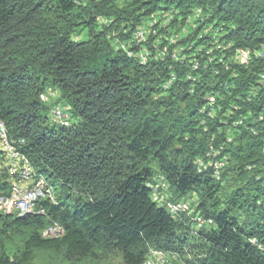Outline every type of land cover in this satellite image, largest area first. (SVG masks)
<instances>
[{
	"label": "trees",
	"instance_id": "1",
	"mask_svg": "<svg viewBox=\"0 0 264 264\" xmlns=\"http://www.w3.org/2000/svg\"><path fill=\"white\" fill-rule=\"evenodd\" d=\"M172 8V27L197 10L204 20L179 42L183 62L176 46L145 64L113 46L111 32L129 39ZM262 46L264 0H0V118L58 201L45 216L0 213V264H32L38 250L70 264L115 252L121 264H143L150 247L192 264H264V59L235 60L237 49ZM48 90L52 104L40 98ZM210 95L221 106L213 119L201 113ZM53 104L67 107L70 125L52 120ZM241 115L243 125L224 122ZM223 142L222 179L198 173L195 160ZM156 178L174 202L195 195L213 224L193 234L189 218L154 202ZM10 187L0 169V195ZM52 222L65 234L42 238Z\"/></svg>",
	"mask_w": 264,
	"mask_h": 264
},
{
	"label": "built area",
	"instance_id": "2",
	"mask_svg": "<svg viewBox=\"0 0 264 264\" xmlns=\"http://www.w3.org/2000/svg\"><path fill=\"white\" fill-rule=\"evenodd\" d=\"M177 15V11L172 9L158 10L153 13L147 21L138 25L132 32L129 39L122 40L116 32L110 33L113 46L117 50H122L129 57H135L141 63L145 64L149 60H162L170 55V46H176L171 54L176 61H184V57H179L183 46L179 44L183 37H186L191 29L196 27L194 20L202 18V11L197 10L194 16L186 20L187 24H176L172 27V21ZM180 19V17H178ZM100 23H109V20L104 17L98 18ZM171 27V28H170ZM165 30L168 33H165ZM209 27L205 30L208 32ZM152 38L150 40L149 38ZM136 47V48H135ZM231 44H218L216 49L230 48ZM264 59V46L261 49H237L235 60L238 64L249 66L252 58ZM194 70L199 67V62H193ZM225 69L228 65L224 63ZM189 79L196 80L192 74H189ZM175 80L172 76L166 87L169 88ZM259 83L264 87V71L259 74ZM55 91L48 90L41 94L40 98L43 102L52 104L51 100L55 98ZM52 120L59 124L70 125L69 114L66 112L67 107L62 104H53ZM239 106H234L231 112L239 110ZM221 106L217 102L214 95L206 98V103L201 107V113L207 114L212 119L215 118ZM232 119V117H230ZM243 115L238 120L226 124L232 127L243 125ZM262 117H260V120ZM253 131L254 129L251 128ZM231 137L227 138V142H232ZM227 142H223L219 148L210 146V151L206 157H199L194 164L198 173H204L210 170L216 180L222 179V174L229 164L230 157L228 155L219 157ZM24 141H15L10 139L5 122L0 118V169H4L9 174L10 190L7 193L0 195V212L3 214H12L19 217L41 216L47 213V206L57 204L55 186L51 183L52 180L46 178L43 174L37 173L30 158L23 152L22 145ZM250 169V167H249ZM158 179V178H156ZM153 190V200L159 206L166 208L173 216L185 215L191 218L196 229L209 227L213 224L211 218H206L201 213L195 211L192 205V200L184 199L178 202L171 200L167 184L163 178H159L155 184H150ZM159 187H162L160 190ZM62 232V227L58 223H54L44 233L45 236H56ZM167 256L160 250H152L146 264H166Z\"/></svg>",
	"mask_w": 264,
	"mask_h": 264
},
{
	"label": "rangeland",
	"instance_id": "3",
	"mask_svg": "<svg viewBox=\"0 0 264 264\" xmlns=\"http://www.w3.org/2000/svg\"><path fill=\"white\" fill-rule=\"evenodd\" d=\"M162 7H164L162 5ZM86 33L81 34V37H85ZM80 37V38H81ZM193 198H190L192 200V205L194 204L196 197L195 195ZM189 199V200H190ZM11 253L13 252V249L9 250ZM189 259V256H183L182 261H186ZM121 255H119V253L115 252V253H111L108 256H105L104 258H89L85 261H83L80 264H121ZM32 264H70V262L68 261H61L58 260L56 261L55 258H49L48 254L45 253L44 250H38L37 251V257L34 260V262ZM177 264H181V262H178Z\"/></svg>",
	"mask_w": 264,
	"mask_h": 264
},
{
	"label": "clouds",
	"instance_id": "4",
	"mask_svg": "<svg viewBox=\"0 0 264 264\" xmlns=\"http://www.w3.org/2000/svg\"><path fill=\"white\" fill-rule=\"evenodd\" d=\"M58 203V202H57ZM52 205V204H51ZM1 213V212H0ZM3 214V213H2ZM41 216H45V215H41ZM173 216V215H172ZM185 217V218H189L188 216H185V215H180V216H173V217ZM19 217V216H18ZM22 218V217H20ZM26 218V217H24ZM183 219V218H182ZM191 223H192V233L193 234H197V232L200 230V229H196L195 226H194V223L193 221L191 220V218H189ZM54 223H58V222H52L49 226H47L42 232H41V236L42 238L44 239H59L61 238L64 234H65V228L59 224L61 227H62V232L59 234V235H56V236H45L44 233L48 230L49 227H51ZM152 250H160L162 251L166 256H167V259H168V262L166 264H177L178 262H181V264H192L191 263V255L187 254L189 256V259L186 260V261H182V258L183 256H181L182 254L178 253V252H172V253H168L166 252L165 250L163 249H160V248H155V247H150L149 248V251L144 259V263L143 264H146V261L147 259L149 258L150 254H151V251ZM186 256V255H185Z\"/></svg>",
	"mask_w": 264,
	"mask_h": 264
},
{
	"label": "water",
	"instance_id": "5",
	"mask_svg": "<svg viewBox=\"0 0 264 264\" xmlns=\"http://www.w3.org/2000/svg\"><path fill=\"white\" fill-rule=\"evenodd\" d=\"M22 218H24V217H22Z\"/></svg>",
	"mask_w": 264,
	"mask_h": 264
}]
</instances>
